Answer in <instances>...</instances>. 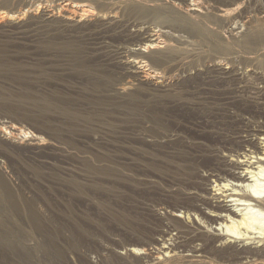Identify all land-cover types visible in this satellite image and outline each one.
<instances>
[{"label": "rangeland", "instance_id": "obj_1", "mask_svg": "<svg viewBox=\"0 0 264 264\" xmlns=\"http://www.w3.org/2000/svg\"><path fill=\"white\" fill-rule=\"evenodd\" d=\"M258 1L0 0V264H184L125 249L174 236L159 205L219 188L226 144L264 126ZM215 249L209 264H264Z\"/></svg>", "mask_w": 264, "mask_h": 264}, {"label": "bare ground", "instance_id": "obj_2", "mask_svg": "<svg viewBox=\"0 0 264 264\" xmlns=\"http://www.w3.org/2000/svg\"><path fill=\"white\" fill-rule=\"evenodd\" d=\"M186 11L190 14L202 13L200 4L194 1L187 6ZM150 42L147 45L150 49L160 45L158 38ZM145 68L143 63L137 67V74L144 80L153 82L161 92L171 87L157 73L147 72L148 69ZM263 95L264 92L259 93V101ZM232 101L228 99V102ZM254 108L253 114L256 115L264 111L262 107ZM243 134L232 145L226 144L228 155L221 158L218 171L214 173L213 183L222 181L224 184L209 190L207 183L210 178L203 177L201 185L195 186L186 196L192 199V206L166 203L159 205L176 234L168 236L164 232L163 240L141 244L142 248L147 249H125L126 255H136L140 261L159 260L163 257L178 258L184 264H209L205 253H217L215 248L223 247L226 251H231L236 259L264 253V229L253 230L252 226L254 210H264V199L260 198L264 194V126L249 125ZM244 147L248 149L243 150ZM229 180L234 183L230 184ZM226 203L231 205L227 206ZM146 212L151 213L150 210ZM195 215L201 216L200 219L196 220ZM176 221L183 223L176 225Z\"/></svg>", "mask_w": 264, "mask_h": 264}, {"label": "built area", "instance_id": "obj_3", "mask_svg": "<svg viewBox=\"0 0 264 264\" xmlns=\"http://www.w3.org/2000/svg\"><path fill=\"white\" fill-rule=\"evenodd\" d=\"M254 8L258 9V10H262L264 9V1L263 0H259L258 3H256L254 5Z\"/></svg>", "mask_w": 264, "mask_h": 264}]
</instances>
